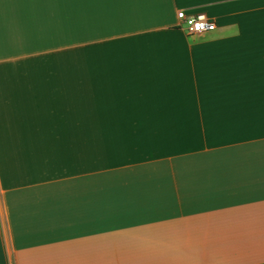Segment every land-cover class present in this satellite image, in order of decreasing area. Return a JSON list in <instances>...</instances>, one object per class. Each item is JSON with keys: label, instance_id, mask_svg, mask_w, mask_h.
Returning a JSON list of instances; mask_svg holds the SVG:
<instances>
[{"label": "crops", "instance_id": "crops-1", "mask_svg": "<svg viewBox=\"0 0 264 264\" xmlns=\"http://www.w3.org/2000/svg\"><path fill=\"white\" fill-rule=\"evenodd\" d=\"M0 264H264V0H0Z\"/></svg>", "mask_w": 264, "mask_h": 264}, {"label": "built area", "instance_id": "built-area-1", "mask_svg": "<svg viewBox=\"0 0 264 264\" xmlns=\"http://www.w3.org/2000/svg\"><path fill=\"white\" fill-rule=\"evenodd\" d=\"M177 17L180 22L185 24L189 34L202 33L215 27V21L202 11L188 14L184 9H180L177 12Z\"/></svg>", "mask_w": 264, "mask_h": 264}]
</instances>
